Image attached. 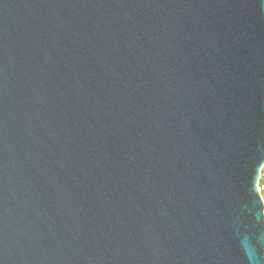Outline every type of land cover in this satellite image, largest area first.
<instances>
[{"label":"water","instance_id":"95a60500","mask_svg":"<svg viewBox=\"0 0 264 264\" xmlns=\"http://www.w3.org/2000/svg\"><path fill=\"white\" fill-rule=\"evenodd\" d=\"M264 0H0V264H264Z\"/></svg>","mask_w":264,"mask_h":264},{"label":"trees","instance_id":"16d2710c","mask_svg":"<svg viewBox=\"0 0 264 264\" xmlns=\"http://www.w3.org/2000/svg\"><path fill=\"white\" fill-rule=\"evenodd\" d=\"M259 187L264 191V166L260 172Z\"/></svg>","mask_w":264,"mask_h":264},{"label":"rangeland","instance_id":"374dc122","mask_svg":"<svg viewBox=\"0 0 264 264\" xmlns=\"http://www.w3.org/2000/svg\"><path fill=\"white\" fill-rule=\"evenodd\" d=\"M259 193H260L261 199L263 201V205H264V191L260 187H259Z\"/></svg>","mask_w":264,"mask_h":264}]
</instances>
